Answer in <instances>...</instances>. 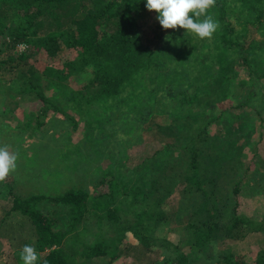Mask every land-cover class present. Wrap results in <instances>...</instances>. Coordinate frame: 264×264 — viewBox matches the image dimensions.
Listing matches in <instances>:
<instances>
[{
  "label": "trees",
  "instance_id": "obj_1",
  "mask_svg": "<svg viewBox=\"0 0 264 264\" xmlns=\"http://www.w3.org/2000/svg\"><path fill=\"white\" fill-rule=\"evenodd\" d=\"M207 14L217 28L210 38L198 39L179 27L161 29L144 0H0V84L10 78L14 97L22 94L40 103L36 130L47 111L68 120L73 131L82 124L90 131L91 164L105 157L113 163L123 135L139 122L161 140L138 172L118 175L122 170L110 167L93 192L70 186L58 194L21 196L9 181L0 180L11 212L33 227L34 239L22 246H33L37 264H73L75 254L111 262L122 253L115 241L123 232L136 241L130 249L138 248L139 256L141 250H156L142 264H198L202 255L211 258L221 224L238 233L242 228L264 232V214L259 222L238 218L236 204L231 211L217 210L210 196L224 165L239 163L245 147L252 150L251 135L256 131L258 141L264 138V71L259 75V67L251 65L264 54V46L259 47L264 44V0H215ZM237 23L254 30L240 33ZM38 51L46 55L41 68L36 67ZM234 85L240 98L228 104ZM108 144L110 152L104 154ZM57 150L55 157L65 162L68 155ZM254 155L264 192V159ZM243 165L232 182L234 196L249 167ZM177 167L183 168L185 190L203 201L191 224L187 210L178 217L181 208L172 204L171 174ZM171 222L191 237L186 252L157 234L160 225ZM90 232L93 243L78 247L72 240ZM19 251L12 253V264H22ZM249 253L242 259L219 252L213 264H264V248Z\"/></svg>",
  "mask_w": 264,
  "mask_h": 264
},
{
  "label": "rangeland",
  "instance_id": "obj_2",
  "mask_svg": "<svg viewBox=\"0 0 264 264\" xmlns=\"http://www.w3.org/2000/svg\"><path fill=\"white\" fill-rule=\"evenodd\" d=\"M236 26L241 31L240 33H244L248 29L243 23H237ZM248 30L251 32L254 29ZM255 33L258 32L255 31ZM262 46L264 44L259 43V47ZM19 48L22 49L21 46ZM202 49L206 50L204 46ZM256 56L251 60V65L252 67H259L260 72L258 73L261 75V72L264 71V54L259 53ZM36 59L41 64L36 63V67L41 68L46 62L45 53L38 51ZM4 79V85L0 84V147H6L10 153L17 157L15 169L4 178L5 181H9L8 186L13 188L14 192L17 193L16 195L58 194L65 191L63 188L68 189L70 186L93 192V187L103 175V171L110 167L114 172L115 167L120 168L122 171L115 172L118 175L127 176L129 169L138 172L140 163L154 148V145L161 141L159 137H155L159 135H155V130H150L151 128L147 123L139 122L137 124L139 127H131L126 135H123L124 141L117 145L112 155V158L114 157L113 163H110V159L105 157L101 161L91 164L94 161L92 160L93 154H91L93 148L86 138L90 131L86 132L82 124L76 131H73L68 120L51 111L46 112L45 118L42 120L43 126L36 130L34 121L37 117L34 116L42 111L40 103L30 101L28 96L22 94L14 97L9 87L14 83L11 82L10 78ZM233 87L235 93L231 96V100L227 101L228 104L235 100L238 101L240 98L241 91L237 94V85ZM4 105L8 106V111L5 113L6 110L2 108ZM221 107L223 108L222 105ZM67 113L72 115L71 111H67ZM29 120L32 124L26 126ZM90 126L95 128V124ZM215 126L216 124H212L209 131L213 132ZM257 134L255 131L251 135L249 143L252 150L245 147L238 156L239 161L241 160L239 163L233 161L232 164L224 165L223 177L220 178L215 189L210 193V196L217 202V210L227 209L231 211L236 204V217L255 222L262 221L264 214V192L260 182L262 169L258 167L259 158L254 155L256 152L260 158L264 159V138L258 141ZM117 143L118 141L114 144ZM109 145L103 150L104 154L110 152ZM57 149L62 151L60 153L68 155L65 162L55 157L58 154ZM88 154L92 159H89ZM51 159L54 160L52 165H50ZM244 163H247L249 167L243 173L244 176H241L239 193L234 196L231 191L232 182L239 174H242ZM183 175L184 172L181 167H177L171 174L175 185L171 199L174 208H181L179 214L175 215L183 217L188 212V223L191 224L195 222V219H198L197 214L199 212L197 209L201 207L203 201L194 196L190 190H185ZM2 190L0 188V264H12L10 259L12 253L20 250L24 242L34 239V230L25 217L11 212V198L7 195L2 196L4 194ZM165 209L168 212L171 211L168 207ZM185 210L187 212H184ZM227 225V223L221 224L216 243L215 245L212 244L209 250L211 258L202 255L198 264H213L219 252L246 259L247 255L250 254L249 251L254 252L257 247L264 248V232L254 233L242 228L243 231L238 233L237 228L230 227L228 229ZM160 226L157 229V234L166 236L168 241L175 243L180 248L181 252H186L189 247L188 241L191 238L189 234L186 235L185 231L175 228L174 222L166 227ZM91 232L84 233V236L80 238L72 237V240L80 242L76 241L77 245L79 244L78 247L82 243H93ZM69 241H71V237H69ZM115 243L122 253L113 261L82 259L78 257V254H75L73 264H142V262L147 261L146 259H149L148 257L151 258L156 251L154 248L149 251L141 250L143 254L139 256L138 248L137 250L130 249L132 246H137V243L129 232L120 234ZM168 256L171 257L170 254Z\"/></svg>",
  "mask_w": 264,
  "mask_h": 264
},
{
  "label": "clouds",
  "instance_id": "obj_3",
  "mask_svg": "<svg viewBox=\"0 0 264 264\" xmlns=\"http://www.w3.org/2000/svg\"><path fill=\"white\" fill-rule=\"evenodd\" d=\"M215 0H144L148 11L156 13V20L161 29L177 27L190 32L198 39L210 38L217 28V23L207 14ZM203 17V19H199ZM17 157L6 147H0V180H3L16 167ZM22 264H37L38 255L30 244H25L19 251Z\"/></svg>",
  "mask_w": 264,
  "mask_h": 264
}]
</instances>
